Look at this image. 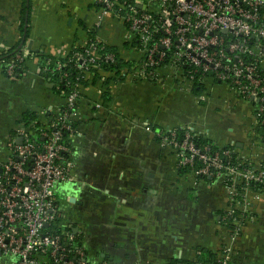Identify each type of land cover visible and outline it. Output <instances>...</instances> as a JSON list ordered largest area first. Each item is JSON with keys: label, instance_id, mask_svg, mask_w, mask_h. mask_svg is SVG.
Returning <instances> with one entry per match:
<instances>
[{"label": "crops", "instance_id": "obj_1", "mask_svg": "<svg viewBox=\"0 0 264 264\" xmlns=\"http://www.w3.org/2000/svg\"><path fill=\"white\" fill-rule=\"evenodd\" d=\"M22 3L0 0V56L21 42ZM28 25L23 73L8 78L0 64V164L26 113L42 117L62 104L50 73L28 55V40L33 50L64 55L94 32L126 59L139 56L123 49L132 44L123 20L87 0H31ZM85 80L90 83L80 90L81 119L72 142L76 178L60 185L57 196L90 251L108 264H188L200 250L221 255L229 244L237 264H264V191L250 190L245 214L224 220L230 188L182 173L162 140L169 130L189 129L258 163L263 152L255 134L261 131L252 105L220 83L195 91L171 65L158 68L152 80L129 75L110 84L101 108L94 105L105 92L102 80Z\"/></svg>", "mask_w": 264, "mask_h": 264}, {"label": "built area", "instance_id": "obj_2", "mask_svg": "<svg viewBox=\"0 0 264 264\" xmlns=\"http://www.w3.org/2000/svg\"><path fill=\"white\" fill-rule=\"evenodd\" d=\"M87 1L102 13L122 19L129 40L135 43L131 49L139 56L134 62L125 59L132 62V68H123V77L152 80L168 56L173 68L184 72L186 64L193 66L187 74L200 70V83L207 86L217 80L249 102L257 128L264 127V0ZM98 44L96 40L78 47L84 52L75 47L65 54L78 63L84 79L92 77L91 71L101 72L99 61H113V55L100 53ZM26 56V51L17 53L14 62L2 67L3 73L14 78L15 62ZM208 74L211 77L205 78ZM81 87L74 85L62 99L66 109L59 116L44 117L43 111L39 126L21 122L7 141L9 154L0 164V264H108L90 251L57 196L60 185L76 178L72 142L78 131L72 124L81 119ZM94 106L101 108V101ZM183 130L180 141L175 129L162 137L178 168H188L196 178L220 180L230 188L231 206L224 220L234 219L237 211L245 214L249 187L264 185V132L255 134L263 152L260 162L255 163L231 147L198 146L194 138L199 135ZM239 233L240 228L234 230L229 237L231 244ZM192 264L199 263L193 260ZM215 264H237L229 244Z\"/></svg>", "mask_w": 264, "mask_h": 264}, {"label": "trees", "instance_id": "obj_3", "mask_svg": "<svg viewBox=\"0 0 264 264\" xmlns=\"http://www.w3.org/2000/svg\"><path fill=\"white\" fill-rule=\"evenodd\" d=\"M25 1L23 0L22 3V17H21V25H20V32L21 35L24 33V23H25ZM122 2L127 3L125 0H122ZM96 7V5H94ZM30 8H31V0L29 1V17H30ZM142 11V9H140ZM28 24H29V19H28ZM28 32H29V25L26 30V38L28 37ZM159 35H161L159 33ZM96 41V36L95 33L90 34V39L88 41V45L95 43ZM173 44H176L175 41H173ZM135 45L133 44H128L125 43L123 45V49H129L132 48V46ZM98 48H100V53L105 56L108 54L113 55V61H99L100 67H101V72H95L91 71L92 73V81L91 84L94 82L98 81V79L102 80L104 86H105V92L102 94L101 97V104L106 105L108 103V95L106 91V87H108L110 84L118 82L123 79V76L121 75L120 71L125 68L127 70H130L132 68V62L125 60L126 58L123 57V53L121 54L119 48L115 46H108L105 44H98ZM74 50L79 51V52H84L82 51V48L76 47ZM18 52H7L0 56V64L2 67H6L8 64L11 62H14L16 59V55ZM170 53V52H169ZM84 54V53H83ZM29 56L32 58H36L38 60V63L41 64L42 68L46 71V73H50V77L53 81V87H52V92L58 96H60L62 99H64L74 88V85H82L86 86L90 82L85 80L83 78V73L82 71L78 68V63L72 58L71 54L69 55H49L46 54L44 51H34L31 50L29 51ZM27 61V57H23V60L21 62H15L16 67L14 69L15 74L14 78L19 77L20 73H23V70L25 68V63ZM170 60L167 56V58L162 62V64L159 66H166L170 65ZM194 67L189 66L186 64L184 67H182V70L184 71L183 74L185 77L189 79V76L192 75V79L190 80L193 83V87L195 91H200L205 87L206 84L200 83V80L202 79V72L198 70L197 72H193L192 74H187V72L192 71ZM4 70V69H3ZM103 73H108V76L102 75ZM64 74H66V77H64ZM211 75H206L205 78H210ZM67 81H69V84H67ZM209 83H218L217 80H213ZM207 84V85H208ZM78 104H80V99L78 101ZM66 108L62 105L53 108L49 111H46L44 117L48 118H56L59 116V114L64 111ZM41 116L36 113V112H29L26 113L21 120H19V123L24 122L26 125L29 123H34V126L37 127L40 125V118ZM74 128H77L78 123H73L72 124ZM260 131L263 133L264 132V127H260ZM176 136L177 139L180 141L183 137L184 130L183 129H176ZM195 143L200 146L202 144H210L212 145V148H218L221 145L217 144L213 140L207 139L203 136L195 137L194 138ZM224 147H229V146H224ZM232 148V147H231ZM182 173H190L188 168H180ZM198 178H203L204 180L208 182H212V178H207V177H198ZM240 189V186L238 187ZM251 191H262L264 190V185H251L250 187ZM238 213V211L235 213V215ZM220 257V254L215 253V252H210L206 250H200L198 252V255L196 256L195 262L199 264H215L217 258ZM192 260V261H193ZM192 261L188 264H192Z\"/></svg>", "mask_w": 264, "mask_h": 264}, {"label": "water", "instance_id": "obj_4", "mask_svg": "<svg viewBox=\"0 0 264 264\" xmlns=\"http://www.w3.org/2000/svg\"><path fill=\"white\" fill-rule=\"evenodd\" d=\"M29 1L30 0H26L25 1V6H26V10H25V23H24V33L22 35V39H21V42L20 44L17 46L15 52H18V53H21L23 51V47H24V43H25V40H26V30H27V27H28V19H29ZM32 45H33V41L32 40H28L25 48L27 50H33L32 49ZM34 51H39V50H34ZM19 142H21V139L18 140Z\"/></svg>", "mask_w": 264, "mask_h": 264}]
</instances>
